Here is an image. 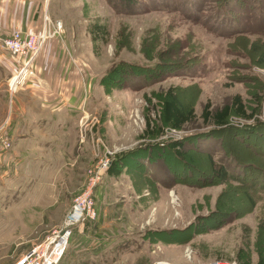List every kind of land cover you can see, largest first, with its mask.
Listing matches in <instances>:
<instances>
[{
	"label": "rangeland",
	"instance_id": "rangeland-1",
	"mask_svg": "<svg viewBox=\"0 0 264 264\" xmlns=\"http://www.w3.org/2000/svg\"><path fill=\"white\" fill-rule=\"evenodd\" d=\"M48 5L63 24L58 93L77 101L47 102L63 111L47 163L14 177L0 160V264L32 262L91 185L96 216L73 225L57 264H264V0ZM169 91L194 111L180 128L162 117ZM236 96L245 115L203 116Z\"/></svg>",
	"mask_w": 264,
	"mask_h": 264
},
{
	"label": "crops",
	"instance_id": "crops-1",
	"mask_svg": "<svg viewBox=\"0 0 264 264\" xmlns=\"http://www.w3.org/2000/svg\"><path fill=\"white\" fill-rule=\"evenodd\" d=\"M49 2L52 0H0V39L17 29L39 31L48 13ZM62 37L52 39L42 47L32 63L37 72L36 80L32 83L28 81L14 93L9 91L8 80L26 58L12 57L0 44V160H7V165L13 168L14 177L17 165L33 163L24 161L33 159L35 164L47 163L48 119L62 111L60 106H56L55 113L49 115L47 102L59 101L62 105L66 100L72 105L73 101H77L76 95L65 97L63 93H58L61 80L55 77L51 66L57 54L61 53ZM8 94L13 96L9 106L6 100ZM3 139L11 142L10 148H4ZM15 263L14 260L12 264Z\"/></svg>",
	"mask_w": 264,
	"mask_h": 264
},
{
	"label": "built area",
	"instance_id": "built-area-1",
	"mask_svg": "<svg viewBox=\"0 0 264 264\" xmlns=\"http://www.w3.org/2000/svg\"><path fill=\"white\" fill-rule=\"evenodd\" d=\"M63 33V24L60 20L52 21L46 14L44 17L43 26L39 31H23L20 29L14 30L10 35L0 39L1 46L6 49L14 58H26L17 72L12 75L9 80V90L14 93L16 89L22 87L28 81L29 76L33 75L34 71L31 68L32 60L42 49L47 39L52 37H61ZM4 148H10L11 142L8 139H3ZM110 161L105 164L109 166ZM91 176L97 172L89 171ZM93 178L90 177V182ZM90 186V185H89ZM91 185L82 194L75 199V204L67 214L65 223L60 230H56L53 235L44 245H41V252L36 247L32 254H36V258L30 262L31 255L24 256L15 264H57L66 250L68 237L71 234L73 225L79 223L81 219L94 218L96 216L95 202L92 198ZM211 264H226L215 262ZM236 264V262L228 263Z\"/></svg>",
	"mask_w": 264,
	"mask_h": 264
},
{
	"label": "trees",
	"instance_id": "trees-1",
	"mask_svg": "<svg viewBox=\"0 0 264 264\" xmlns=\"http://www.w3.org/2000/svg\"><path fill=\"white\" fill-rule=\"evenodd\" d=\"M95 31L105 32L104 28L102 27H98ZM233 110H235L240 115H245L244 106L239 96H236L232 100L231 104H226L223 108L214 113L208 112L206 107L203 116L205 118L208 117V119L212 116L217 124L222 125L226 122L227 117L232 113ZM194 116V111L192 109H185L184 107H182L178 103L176 95L172 93V91L168 92L167 99L163 102L162 108V117L166 124L170 125L173 128H180L186 122L191 121ZM118 157L120 156L118 155ZM117 169L118 167L116 162H114L113 160L110 161L107 172L109 174H113Z\"/></svg>",
	"mask_w": 264,
	"mask_h": 264
}]
</instances>
